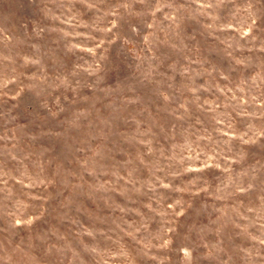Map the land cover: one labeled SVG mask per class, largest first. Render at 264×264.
<instances>
[{"label":"rangeland","instance_id":"obj_1","mask_svg":"<svg viewBox=\"0 0 264 264\" xmlns=\"http://www.w3.org/2000/svg\"><path fill=\"white\" fill-rule=\"evenodd\" d=\"M160 4L164 6L156 11V0H150L146 18L137 8L138 36L121 31L111 43L94 48L83 25L95 24L97 16L86 5L72 0H0V55L14 62L17 55L40 59L39 64L18 68V78L0 94V113H5L0 115V148L17 144L36 154L31 164L13 162L0 168V227L15 223L23 236L35 234L43 246L75 248L91 242L108 253L117 246L102 239L104 234L127 240L129 226L146 223L156 233L175 212L176 227L169 233L199 239L204 251L212 250L214 264H221L220 249L226 252L231 239L245 247L254 243L251 237L264 223V22L242 32V0ZM93 35L101 39L100 33ZM85 45L93 50L86 51ZM102 55L99 66L105 71L120 61L141 66L147 76L141 84L144 97L135 106V129L125 141L129 159L117 164L111 187L97 184L77 195L70 183L75 174L53 167L51 161L41 167L44 150L37 151L24 136L28 129L18 126L28 120L47 122L49 110L58 116L87 103L89 97L80 94L90 91L85 85L96 79L90 73ZM16 63L25 61L0 63V83L13 77ZM61 105L63 112H56ZM186 156L193 157L199 171L176 178V184L184 182L180 186L185 191H173L175 184L151 190L154 173L163 179L172 158ZM140 160L143 164L136 167ZM130 179L138 193L127 191ZM81 197L95 207H85Z\"/></svg>","mask_w":264,"mask_h":264},{"label":"clouds","instance_id":"obj_2","mask_svg":"<svg viewBox=\"0 0 264 264\" xmlns=\"http://www.w3.org/2000/svg\"><path fill=\"white\" fill-rule=\"evenodd\" d=\"M72 2L86 5L87 9L97 16L95 24L83 25L89 29L86 40L93 43L94 48L102 47L104 41L111 43L121 31L126 30L132 38L138 36L139 24L136 22V17L140 13L137 12V8L141 9L146 18L150 4V0H72ZM156 2V11H159L164 5L160 4V0ZM242 3L243 7L238 9V12L243 14L242 32L245 27L248 29L255 27L258 21L264 22V0H242ZM176 11L180 10L176 9ZM93 33H100L101 39L97 40ZM78 35L81 34L78 33ZM85 50L93 49H88L85 45ZM21 59L25 63L23 65L16 63L12 69L13 77L0 83V94H6L4 89L14 78H18L16 75L18 68L26 67L29 62L40 63L39 58L29 61L28 57L19 55L15 58V62ZM4 60L15 63L9 57L0 55V63ZM103 63L102 55L97 61V66L90 73V76H95L96 79L85 85L90 91L80 94L89 97L87 103L81 104L76 110L58 116L49 110L46 113L47 122L36 123L28 120L25 125L18 126L28 129L24 136L29 143L36 146L37 151L44 150L43 159L40 160L41 167L45 166V162L51 161L53 167L62 166L66 171L75 174L70 183L72 188L78 190L77 195L97 184H101L104 188L111 187L109 181L117 164L129 159L127 153L131 149L125 141L135 129L133 117V113L137 112L135 106L141 105L144 97L141 84L147 76L140 71L141 66L134 68L130 62L120 61L114 64L111 71H105L99 66ZM16 95L18 96L19 93ZM93 100L98 102L93 104ZM15 107L17 105H13V108ZM63 107V105L58 106L56 112H63ZM10 112L11 110L8 114ZM73 112H78L79 115H74ZM17 118L12 116V120ZM249 131L253 129L250 127ZM261 131L264 132V127ZM12 139H16L15 132ZM35 155L32 151L19 148L17 144H14L11 149L0 148V168L13 162L21 166H25L26 163L31 164ZM202 163L207 165L208 161L204 160ZM142 164V160L135 162L136 167ZM194 164L195 160L192 156L183 157L181 160L173 157L166 166L167 170L163 173V179L154 173L151 190L157 191V186L167 188L175 184L173 191H185V187L180 186L184 182L181 180L179 184H176V178L188 171H199L193 166ZM51 170L50 168L49 171ZM120 171L124 169L121 168ZM89 173L91 175H87ZM119 179L122 177L117 179V184ZM129 183H131V188L127 189L129 193L140 191L131 179ZM206 183L207 180H205ZM72 194L69 190L68 195ZM81 200L85 207H95L91 201L82 197ZM176 203L179 204V201ZM174 217L175 212L169 216V222L165 224V227L156 233L150 231L146 223L135 229L129 226L128 232L125 233L128 236L127 240L119 235L112 240L111 236L104 234L102 239L111 240L117 246L115 251L108 253L100 250L99 243L93 245L91 242L87 245L77 244L75 248L67 246L57 248L53 243L43 246L38 236L35 234L23 236L14 223L10 228L0 227V264H85L88 260L93 261L94 264H214L212 250L204 251L206 246L199 239H194L190 234L185 235L183 232L169 233L170 228L176 227ZM123 231L121 229V232ZM243 231L241 230V233ZM258 232V235L251 237L254 241L251 247L237 245L236 238L225 244L227 251L220 249V252L223 256H227V260L220 256L221 264H264V223L259 225ZM90 234L84 233V235ZM96 235L99 234L93 235L94 240ZM169 241H175V243L166 247Z\"/></svg>","mask_w":264,"mask_h":264}]
</instances>
